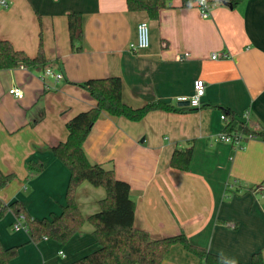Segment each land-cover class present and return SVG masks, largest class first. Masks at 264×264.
Masks as SVG:
<instances>
[{"label": "crops", "instance_id": "crops-1", "mask_svg": "<svg viewBox=\"0 0 264 264\" xmlns=\"http://www.w3.org/2000/svg\"><path fill=\"white\" fill-rule=\"evenodd\" d=\"M0 6V37L35 56L42 37L48 67L63 74L45 80L32 67L0 70V168L15 174L0 198L20 200L35 218L60 214L66 202L70 171L52 153L68 136L67 121L96 104L82 86L91 78L119 76L123 100L139 108L152 101L175 109L151 110L139 121L103 113L84 148L92 162L113 169L129 182L135 201V226L153 239L184 233L192 243L229 259L248 263L264 257V141L251 138L244 147L219 140L226 127L221 115L231 110L248 125L264 126V0L236 6L219 0L204 18L196 4L172 0L151 19L131 11L126 0H8ZM82 14V50L72 49L68 14ZM150 25L151 44L134 53L130 43L137 26ZM229 52L213 59L214 52ZM205 81L202 106L181 105ZM24 91L21 99L9 90ZM193 143L188 170L173 168L176 148ZM43 166L33 173L27 162ZM104 187L85 181L77 200L88 218L100 210ZM9 211L0 220V241L19 246L12 264H67L98 249L94 226L86 222L68 243L31 240L15 230ZM163 264H205L174 244Z\"/></svg>", "mask_w": 264, "mask_h": 264}, {"label": "trees", "instance_id": "trees-1", "mask_svg": "<svg viewBox=\"0 0 264 264\" xmlns=\"http://www.w3.org/2000/svg\"><path fill=\"white\" fill-rule=\"evenodd\" d=\"M172 0H126L131 11H145L151 19H158L160 11L170 5ZM182 7L188 8L197 0H181ZM214 1V0H210ZM224 4L236 6L245 0H219ZM68 28L72 49L82 50L84 32L82 14H68ZM48 65V59L42 37L38 51L31 56L25 50H20L7 39L0 37V70L12 69L19 66L43 70ZM96 104L77 113L67 121L68 136L64 141L52 146L55 157L60 159L70 171V179L66 189V202L60 214L52 213L49 217L35 218L20 200L7 203L0 198V220L9 211L16 216V221L23 217V223L34 242L51 238L59 243H68L82 230L88 221L94 226L93 235L98 249L67 264H163L164 258L171 247L181 243L186 250L197 255L205 264H264L261 251L255 252L248 263H242L209 251L207 248L191 242L184 233H178L158 239H153L149 232L135 226V201L131 197L129 182L117 177L113 169H108L100 163L92 162L84 148L85 141L103 113L113 116H125L139 121L151 110H173V106L152 101L146 105L134 108L123 100V82L119 76L91 78L83 82ZM228 123L226 130L239 131L246 135H254L264 141V126L253 128L240 120L235 114L224 109ZM193 143L174 150L170 164L173 168L186 171L190 167L193 156ZM30 172L42 170L41 164L27 162ZM15 174H6L0 168V190L6 187ZM85 181L96 187H104L106 197L100 200V210L86 218L77 200L78 187ZM264 183V182H263ZM19 246L5 247L0 241V264H12L18 255Z\"/></svg>", "mask_w": 264, "mask_h": 264}, {"label": "built area", "instance_id": "built-area-1", "mask_svg": "<svg viewBox=\"0 0 264 264\" xmlns=\"http://www.w3.org/2000/svg\"><path fill=\"white\" fill-rule=\"evenodd\" d=\"M196 6L200 9L201 14L204 18H207L211 14V9L216 5V1H210V0H197ZM10 5V2L8 0H0V6L2 7H8ZM151 44V35H150V25L148 21L143 20L138 23L137 26V38L135 41L130 43V50L134 53L140 52L142 50H146L150 47ZM230 56L229 52H214L212 54L213 59L217 58H228ZM49 77H53L56 81H60L63 78V74L60 72L55 71L51 67H46L40 72V78L42 80H45ZM205 88L206 84L205 81L202 79H197L194 83V94L190 97H181V101H189V106L193 108H199L202 106V97L205 94ZM9 92L14 95L16 98L21 99L24 97V91L18 87H13L9 90ZM249 112H246L243 115V119L246 124H248L249 119ZM222 120L227 123L229 122L227 119V116L225 113H222L221 115ZM226 127L222 132L219 133L218 139L228 142L232 144L234 147H244V142L246 140H249L251 138H255L254 135H246L239 131L229 132L226 130ZM262 189L264 191V185L262 186ZM23 217L19 220H17L13 227L15 230L18 229H24L27 231V227L24 225Z\"/></svg>", "mask_w": 264, "mask_h": 264}, {"label": "water", "instance_id": "water-1", "mask_svg": "<svg viewBox=\"0 0 264 264\" xmlns=\"http://www.w3.org/2000/svg\"><path fill=\"white\" fill-rule=\"evenodd\" d=\"M179 104H183V105H189V101L187 100V101H183V102H181V103H179Z\"/></svg>", "mask_w": 264, "mask_h": 264}]
</instances>
